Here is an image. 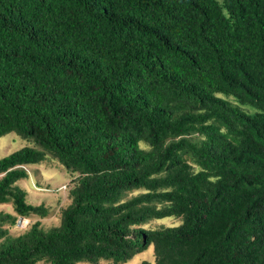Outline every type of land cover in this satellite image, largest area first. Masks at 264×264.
I'll list each match as a JSON object with an SVG mask.
<instances>
[{"label":"trees","instance_id":"16d2710c","mask_svg":"<svg viewBox=\"0 0 264 264\" xmlns=\"http://www.w3.org/2000/svg\"><path fill=\"white\" fill-rule=\"evenodd\" d=\"M0 264H264V0H0ZM58 159V225L17 182ZM163 219H178L179 223Z\"/></svg>","mask_w":264,"mask_h":264},{"label":"rangeland","instance_id":"374dc122","mask_svg":"<svg viewBox=\"0 0 264 264\" xmlns=\"http://www.w3.org/2000/svg\"><path fill=\"white\" fill-rule=\"evenodd\" d=\"M28 144L29 141L22 138L16 131L8 133L0 138V158ZM27 168L29 177L18 181L17 184L27 192L26 200L29 203L44 204L50 213L46 216L31 215L22 217L19 225L15 224L10 227V233L14 235L24 232L35 221H40L45 228L58 225L62 209L71 202L69 196L71 175L58 159L48 158L39 164L29 165ZM0 211L13 212V206L12 204H0ZM162 222L172 224L179 223L180 220H156L151 225L156 226ZM143 259L153 261V251L149 249L136 255L129 264H139Z\"/></svg>","mask_w":264,"mask_h":264},{"label":"water","instance_id":"95a60500","mask_svg":"<svg viewBox=\"0 0 264 264\" xmlns=\"http://www.w3.org/2000/svg\"><path fill=\"white\" fill-rule=\"evenodd\" d=\"M22 217L18 220V225L21 223Z\"/></svg>","mask_w":264,"mask_h":264}]
</instances>
